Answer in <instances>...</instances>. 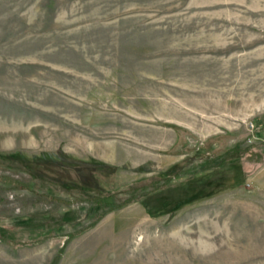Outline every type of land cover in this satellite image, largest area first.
Masks as SVG:
<instances>
[{
  "label": "rangeland",
  "instance_id": "374dc122",
  "mask_svg": "<svg viewBox=\"0 0 264 264\" xmlns=\"http://www.w3.org/2000/svg\"><path fill=\"white\" fill-rule=\"evenodd\" d=\"M1 225L0 264H264V0H0Z\"/></svg>",
  "mask_w": 264,
  "mask_h": 264
},
{
  "label": "trees",
  "instance_id": "16d2710c",
  "mask_svg": "<svg viewBox=\"0 0 264 264\" xmlns=\"http://www.w3.org/2000/svg\"><path fill=\"white\" fill-rule=\"evenodd\" d=\"M224 159H220V160H218V162L216 163V164H214V165H212L213 167H216V168H218V167H220L222 164H223V161ZM209 167V166H208ZM138 198H141L140 196H138ZM137 198V199H138ZM6 229H7V227H5V226H0V240H2V239H5V237H4V235L2 234V232H6ZM12 242V241H11Z\"/></svg>",
  "mask_w": 264,
  "mask_h": 264
}]
</instances>
